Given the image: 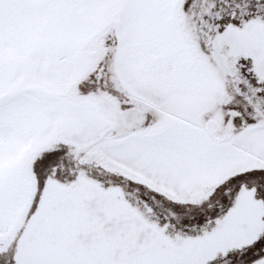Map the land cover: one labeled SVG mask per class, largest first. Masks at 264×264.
Listing matches in <instances>:
<instances>
[{
    "label": "snow or ice",
    "instance_id": "6c2138e0",
    "mask_svg": "<svg viewBox=\"0 0 264 264\" xmlns=\"http://www.w3.org/2000/svg\"><path fill=\"white\" fill-rule=\"evenodd\" d=\"M0 264H264V0H0Z\"/></svg>",
    "mask_w": 264,
    "mask_h": 264
}]
</instances>
